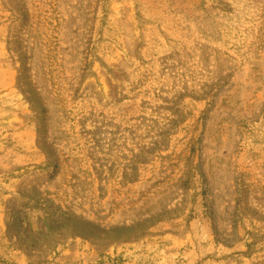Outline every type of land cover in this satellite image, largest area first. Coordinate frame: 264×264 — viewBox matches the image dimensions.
I'll use <instances>...</instances> for the list:
<instances>
[{"label": "rangeland", "instance_id": "1", "mask_svg": "<svg viewBox=\"0 0 264 264\" xmlns=\"http://www.w3.org/2000/svg\"><path fill=\"white\" fill-rule=\"evenodd\" d=\"M0 264H264V0H0Z\"/></svg>", "mask_w": 264, "mask_h": 264}]
</instances>
